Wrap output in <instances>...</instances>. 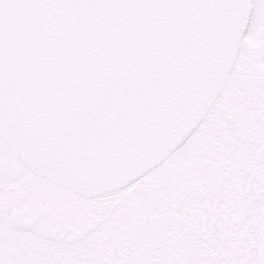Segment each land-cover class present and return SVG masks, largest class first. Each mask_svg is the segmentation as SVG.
I'll list each match as a JSON object with an SVG mask.
<instances>
[{
  "label": "snow or ice",
  "instance_id": "snow-or-ice-1",
  "mask_svg": "<svg viewBox=\"0 0 264 264\" xmlns=\"http://www.w3.org/2000/svg\"><path fill=\"white\" fill-rule=\"evenodd\" d=\"M0 264H264V0H0Z\"/></svg>",
  "mask_w": 264,
  "mask_h": 264
}]
</instances>
